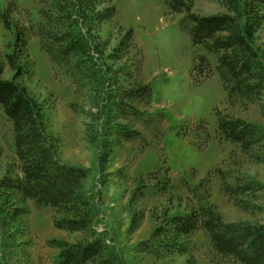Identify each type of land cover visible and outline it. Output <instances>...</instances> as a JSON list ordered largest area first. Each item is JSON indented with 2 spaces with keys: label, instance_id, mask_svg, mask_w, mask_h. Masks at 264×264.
<instances>
[{
  "label": "rangeland",
  "instance_id": "1",
  "mask_svg": "<svg viewBox=\"0 0 264 264\" xmlns=\"http://www.w3.org/2000/svg\"><path fill=\"white\" fill-rule=\"evenodd\" d=\"M183 1L182 11H171L166 0H112L116 14L102 25L101 35L110 47L130 30L132 37L122 58L99 60L105 85L72 78L68 66L55 63L41 47L34 32L42 22L40 0L11 3V29L0 21V77L15 78L42 108L55 157L87 169L86 186L96 195L99 216L91 231L56 228L52 206L22 199L8 187L22 171L13 125L0 107V264H79L62 258V252L96 237L117 256L115 264H243L217 254L202 228L191 234L187 254L155 256L138 248L140 243L162 248L170 238H153V232L170 228V216L200 204L225 223H264V139L243 150L237 142L221 140L217 128L219 114L264 128V99L227 100L211 53L214 74L192 72L195 55L207 50L192 44L182 19L191 12L211 15L228 9L217 0ZM6 3L0 0V12ZM259 13L264 15V7ZM254 43L264 57V22ZM10 54L14 64L8 61ZM140 84L153 87L150 103L116 95L121 87ZM114 102L127 103L141 114L118 117ZM116 124L140 131L141 138L122 139L112 128ZM106 149H111L112 160L102 166Z\"/></svg>",
  "mask_w": 264,
  "mask_h": 264
},
{
  "label": "trees",
  "instance_id": "2",
  "mask_svg": "<svg viewBox=\"0 0 264 264\" xmlns=\"http://www.w3.org/2000/svg\"><path fill=\"white\" fill-rule=\"evenodd\" d=\"M228 12L211 15L188 13L182 19V28L190 35L192 44L201 45L207 54H196L192 72L201 75L214 74L208 53L214 55L216 70L227 92V100L252 101L264 99V57L254 43L255 34L264 22V0H217ZM42 22L34 32L40 36L41 47L51 60L68 66L72 78L79 76L96 85L104 84L99 60L117 61L132 37L128 31L119 43L110 47V41L101 35L102 25L116 14L112 0H40ZM11 3L7 0L5 11L0 12V21L10 30ZM171 11H182L183 0H166ZM1 10V9H0ZM185 23L186 25H183ZM25 43V42H24ZM26 44V43H25ZM8 61L14 64L12 54ZM4 67L0 64V75ZM116 95L124 99L150 103L153 87L140 84L136 88H120ZM120 113L116 116H139L141 113L127 104L114 102ZM0 107L13 125L14 148L21 161L22 176L12 179L8 187L22 199H33L39 206H52L55 210L53 224L68 231H89L98 222L96 195L87 188L88 171L81 166L58 160L53 152L50 138L46 134L42 108L28 95L16 79L0 77ZM264 115V103L260 105ZM200 122H204L203 120ZM118 136L133 141L141 138L135 129L112 125ZM218 132L221 140H230L250 150L264 139V128L260 125L233 117L218 115ZM88 132V131H87ZM188 134V133H186ZM204 143L210 135L207 132ZM110 143L117 140H111ZM111 149L102 151L100 164L112 160ZM168 174L169 167L165 168ZM230 188V187H229ZM249 187L242 189L248 190ZM228 187L225 191L229 193ZM58 215L64 214L62 217ZM170 228L158 227L152 237L170 238L163 247L154 244H139V250L155 256L167 253H189L191 234L202 228L208 233L217 254L231 256L243 264H264V223H225L214 210L200 204L191 212L175 214L168 218ZM91 231V230H90ZM96 236V233H92ZM163 244V243H162ZM162 246V245H160ZM62 258L85 264H115L117 260L106 241L96 237L84 244L71 245L62 252Z\"/></svg>",
  "mask_w": 264,
  "mask_h": 264
}]
</instances>
